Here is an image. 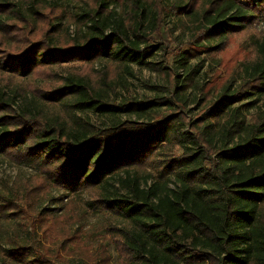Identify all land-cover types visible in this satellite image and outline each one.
Here are the masks:
<instances>
[{"label":"trees","instance_id":"16d2710c","mask_svg":"<svg viewBox=\"0 0 264 264\" xmlns=\"http://www.w3.org/2000/svg\"><path fill=\"white\" fill-rule=\"evenodd\" d=\"M39 1H0V74L17 83L41 68L105 61L131 75L133 64L152 68L154 54L181 27L192 30V46L173 54L185 77L172 89L179 103L188 101L198 71L192 59L209 58L228 35L264 19V0H206L204 8L189 0H125L127 11L118 0H77L68 43L56 38L53 23L28 41L13 20L36 25ZM162 11L175 16L169 32ZM250 46L255 56L239 63L238 84L229 78L191 131H183L185 120L164 92L117 100L111 83L125 81L120 74L95 84L68 72L31 92L0 83V155L67 197L88 195L87 207L108 220H122L107 226L125 253L122 264H264V36ZM85 111L108 121L98 127L78 114ZM14 203L0 193L3 221ZM2 252L0 264H86L50 260L17 240Z\"/></svg>","mask_w":264,"mask_h":264},{"label":"rangeland","instance_id":"374dc122","mask_svg":"<svg viewBox=\"0 0 264 264\" xmlns=\"http://www.w3.org/2000/svg\"><path fill=\"white\" fill-rule=\"evenodd\" d=\"M2 2H15L17 0H0ZM125 0L114 1L118 10H128ZM195 7L203 8L206 0H189ZM43 6V15L39 17L36 25L32 21L13 20L22 26L28 33L27 40L41 39L43 31L48 24L57 26L56 38L61 43H68L71 35L77 29L72 16L77 0H40ZM202 4V5H201ZM111 7H115L114 4ZM44 16V17H43ZM161 24L165 31L175 24L172 13L162 11ZM188 22V19H185ZM257 22V21H256ZM195 23V22H194ZM191 24V22H189ZM15 26V25H13ZM17 26V29H20ZM174 26V25H173ZM192 30L176 29L169 38V45L154 54L152 60L156 63L152 68L131 65V75L113 63L93 61L90 63H75L68 66H53L41 68L28 78L9 80L0 74V83L9 89L19 85L21 91L33 88H42L57 82L68 72H76L89 77L95 84L102 77L112 79L120 74L126 77L125 81L111 83L114 86V97L117 100L130 96L139 99L152 98L161 95L167 99H174L176 114L185 120L183 131L192 130L190 122L200 115L203 109L214 99L221 86L231 77L235 78V85L239 82V63L242 60L255 56L250 41L264 36V19L257 24L250 25L246 30L228 35L222 47L209 55L200 52V56L191 60L196 64L197 74H194L191 86L187 90L188 101L179 103L173 98V86L185 78L182 69H177L173 62V54L179 50L192 46L190 37ZM1 40L4 37L0 36ZM14 46L15 40L9 41ZM206 57L204 62L201 58ZM179 74V76H176ZM254 112V109L250 110ZM83 119L91 121L98 127L108 121L91 111L78 113ZM125 117V116H124ZM134 119V116H130ZM172 153L179 154V148H173ZM0 193L10 197L16 209L9 221L0 218V262L2 250L10 247L13 240L31 245L35 250L47 258L60 257L65 260H83L86 264H122L125 253H121L118 237L108 229L111 220L113 226H122L125 223L118 218L104 216L101 212H94L87 207L85 200L88 195L70 197L59 188L53 186L37 172L23 164H16L0 155Z\"/></svg>","mask_w":264,"mask_h":264}]
</instances>
